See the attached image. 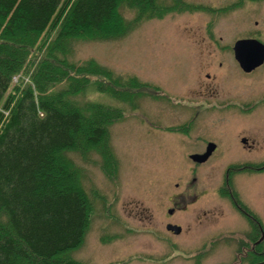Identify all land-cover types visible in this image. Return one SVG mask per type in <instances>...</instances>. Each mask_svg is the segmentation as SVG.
I'll use <instances>...</instances> for the list:
<instances>
[{
    "label": "rangeland",
    "instance_id": "rangeland-1",
    "mask_svg": "<svg viewBox=\"0 0 264 264\" xmlns=\"http://www.w3.org/2000/svg\"><path fill=\"white\" fill-rule=\"evenodd\" d=\"M185 1L219 6L230 0ZM163 2L173 4L172 0ZM118 11L130 23L127 33L113 39H63L70 50L55 49L56 55L78 66L93 59L122 81L133 76L141 82L156 81L165 89V95L170 91L178 93L183 88L193 89L196 83L194 86L191 83L199 81L201 73L207 77L206 72H215L226 87L245 90L255 83L264 85V68L251 74L243 73L232 51L235 39L252 36L251 13L232 10L227 14H215L180 7L138 20L136 8L125 1L119 5ZM55 33L47 40H51ZM258 38L264 42V30ZM87 76L90 81L96 77ZM18 78L14 77V82ZM66 83L65 86L69 85L68 81ZM93 85L90 82L71 98L83 109L97 102L118 107L123 112V118L109 127V144L117 159L118 171L116 183H113L100 168V152L90 150L84 159L78 150L66 151L78 168L81 185L93 205L84 240L69 255L83 264H109L123 260L127 261L124 264H249L244 255L233 250L238 238L236 233L221 238L215 234L219 228L242 230L246 223L242 217L240 219L229 211L214 192L224 167L235 162L264 161V144L252 150L234 148V145L222 142L223 154L217 152L205 163L196 164L187 156L192 144L181 143L173 134H160L156 129H150L154 132L149 134L140 122L144 107L149 109L151 118L156 114L162 118L166 116L167 102H147L141 95L134 96L133 100H120L110 93L95 91ZM231 120L235 121L216 125L214 130L209 128L210 138L213 132L215 136L220 135L218 128L224 132L220 136L226 141L235 128H252L263 123L251 117ZM232 182L240 200L259 217L264 231V169L240 171ZM179 192L189 196L177 199L181 203L189 204L193 196L200 198L197 204L190 205L188 212L175 215L184 232L168 238L170 243L176 241L173 246L164 239L153 237L150 230L159 233L165 230L161 224L162 216L167 214L168 207L174 206L171 196ZM210 204L214 207L221 205L224 212L221 218L220 214L210 213L212 223L207 230L202 222L195 225L192 208ZM199 215L204 219L202 212ZM188 226L192 228L187 229ZM206 241L209 248L213 247L212 251L205 256L202 253L194 256L191 250L202 247ZM129 257L131 259L126 260Z\"/></svg>",
    "mask_w": 264,
    "mask_h": 264
},
{
    "label": "trees",
    "instance_id": "trees-1",
    "mask_svg": "<svg viewBox=\"0 0 264 264\" xmlns=\"http://www.w3.org/2000/svg\"><path fill=\"white\" fill-rule=\"evenodd\" d=\"M124 1L138 20L180 7L208 10L185 0H0V264H83L69 252L81 246L93 205L66 151L84 159L100 152L101 170L116 183L109 127L123 112L97 102L83 109L71 97L92 82L95 91L133 100L145 83L122 81L93 59L68 63L55 49L70 50L63 39L127 33L118 11Z\"/></svg>",
    "mask_w": 264,
    "mask_h": 264
},
{
    "label": "flooded vegetation",
    "instance_id": "flooded-vegetation-1",
    "mask_svg": "<svg viewBox=\"0 0 264 264\" xmlns=\"http://www.w3.org/2000/svg\"><path fill=\"white\" fill-rule=\"evenodd\" d=\"M222 3L223 4L219 6H212L208 3L197 4L207 7L208 10H205L206 13L227 14L232 10L242 11L249 15L251 13L253 27L250 32L252 36L243 38H253L264 44V42L258 38L259 33L264 30V0H230L223 1ZM235 61L245 74H251L257 69L264 68V60L250 71H245L236 59ZM207 67L206 65L204 68L206 69ZM205 74H207V77H204L201 73V79L191 83L193 86L196 83V87L193 89H179L177 91L178 93H171L169 90L170 92L166 93L167 95L164 94L165 89L156 81H143L145 84L141 97L146 99L147 102L153 100L159 102L165 101L168 103L167 106L169 107L167 115L163 116V118L157 114L155 117L151 118L149 109L145 107L142 109L140 122L146 127L147 132L150 134L154 132L150 129H156L160 134H173L181 143L192 144L193 148L189 146L190 148L187 152V156L190 159L191 155L208 153V157L204 162H195L191 159L196 164L205 163L217 152L223 154L224 152L220 148L222 142H225L227 145H234L232 146L234 148L244 147L252 150L257 149L260 144H264V85L255 83L252 87L241 90L238 88L226 87L223 80L215 72H206ZM248 117H251L256 122L263 121V123L261 125L252 126V128L244 126L235 128L234 132L226 141H224L223 136H220L222 134L224 135V132L218 128V133L220 135L215 136L216 133L213 132L214 135L210 138L209 128L213 127L214 130L216 125L235 121L231 120L233 118L243 120ZM263 169L264 161L258 163H231L224 167L219 184L214 192L215 196L220 198L219 200L223 202L229 211L231 210L239 218L242 217V220L244 219L246 223L245 228L242 230L230 231L226 228H219L215 234L217 233V237L221 238L228 233H232V235L236 233L238 238L233 250L236 254L244 255L249 264H264L263 226L259 217L240 200L238 193L233 187L232 181L234 176L240 171ZM204 193L206 194L208 191H204ZM185 197L189 198L185 192H179L171 196V201L174 206L168 207L167 214L162 216L161 224L165 227V230L161 233L150 230L153 237L164 239L169 244H174L173 246H176V241L170 243L168 238L170 236L175 237L182 234L184 229L180 220L178 221V218H175V215L180 212H188L190 205L197 204L200 198V196H193L189 204L181 203L180 200H177L179 198L184 199ZM218 203L217 201L216 204ZM169 209H171V212L168 211ZM200 212L204 214V219H200ZM223 212L221 205L217 207H214L212 204L199 205L197 208H192V214H195L192 218L195 221V225H199L202 222L205 227L204 229L209 230L212 223L210 221L213 217L211 214H220L219 216L221 218ZM168 224L179 226L180 231L175 233L173 230L167 229ZM218 225L219 223H217V226ZM220 225L222 226V223H220ZM189 228L192 227L188 226L187 229ZM206 240L209 241L210 238ZM207 241L202 247L191 250L192 253L195 254L194 256L201 253L205 256L209 251H212L213 247L209 248V242Z\"/></svg>",
    "mask_w": 264,
    "mask_h": 264
},
{
    "label": "water",
    "instance_id": "water-1",
    "mask_svg": "<svg viewBox=\"0 0 264 264\" xmlns=\"http://www.w3.org/2000/svg\"><path fill=\"white\" fill-rule=\"evenodd\" d=\"M233 53L235 59L245 71H250L255 66L261 64L264 60V44L253 38H241L233 44ZM208 153L191 155V159L196 162H204ZM171 212V209L168 210ZM167 229L175 233L180 231V227L168 224Z\"/></svg>",
    "mask_w": 264,
    "mask_h": 264
}]
</instances>
